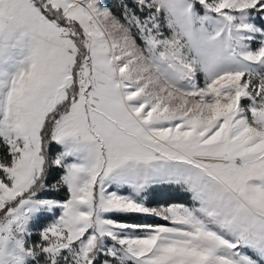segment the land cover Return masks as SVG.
I'll list each match as a JSON object with an SVG mask.
<instances>
[{"label":"snow or ice","instance_id":"obj_1","mask_svg":"<svg viewBox=\"0 0 264 264\" xmlns=\"http://www.w3.org/2000/svg\"><path fill=\"white\" fill-rule=\"evenodd\" d=\"M0 264H264V0H0Z\"/></svg>","mask_w":264,"mask_h":264},{"label":"trees","instance_id":"obj_2","mask_svg":"<svg viewBox=\"0 0 264 264\" xmlns=\"http://www.w3.org/2000/svg\"><path fill=\"white\" fill-rule=\"evenodd\" d=\"M171 202V201H170Z\"/></svg>","mask_w":264,"mask_h":264}]
</instances>
